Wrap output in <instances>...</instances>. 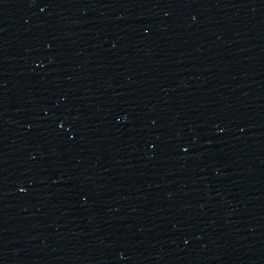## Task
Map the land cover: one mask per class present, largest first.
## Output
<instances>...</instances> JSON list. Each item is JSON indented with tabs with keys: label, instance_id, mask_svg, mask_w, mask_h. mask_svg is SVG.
Segmentation results:
<instances>
[{
	"label": "water",
	"instance_id": "1",
	"mask_svg": "<svg viewBox=\"0 0 264 264\" xmlns=\"http://www.w3.org/2000/svg\"><path fill=\"white\" fill-rule=\"evenodd\" d=\"M0 264H264V0H0Z\"/></svg>",
	"mask_w": 264,
	"mask_h": 264
},
{
	"label": "snow or ice",
	"instance_id": "2",
	"mask_svg": "<svg viewBox=\"0 0 264 264\" xmlns=\"http://www.w3.org/2000/svg\"><path fill=\"white\" fill-rule=\"evenodd\" d=\"M221 131H223V129H221ZM22 191H23V189H22Z\"/></svg>",
	"mask_w": 264,
	"mask_h": 264
}]
</instances>
